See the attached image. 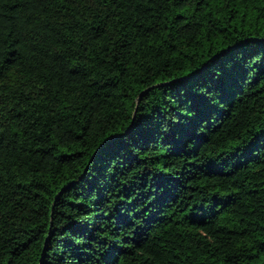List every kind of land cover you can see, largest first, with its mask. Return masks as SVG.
<instances>
[{
  "label": "trees",
  "instance_id": "trees-1",
  "mask_svg": "<svg viewBox=\"0 0 264 264\" xmlns=\"http://www.w3.org/2000/svg\"><path fill=\"white\" fill-rule=\"evenodd\" d=\"M0 264H264V0H0Z\"/></svg>",
  "mask_w": 264,
  "mask_h": 264
}]
</instances>
